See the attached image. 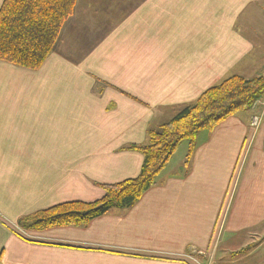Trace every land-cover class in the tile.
I'll return each instance as SVG.
<instances>
[{
  "label": "crops",
  "instance_id": "obj_1",
  "mask_svg": "<svg viewBox=\"0 0 264 264\" xmlns=\"http://www.w3.org/2000/svg\"><path fill=\"white\" fill-rule=\"evenodd\" d=\"M263 74L264 0H77L40 70L0 61L1 264H191L167 260L191 246L202 264H264V124L250 127L254 109L200 133L188 164L183 142L133 208L26 234L82 250L30 244L5 224L102 199L101 185L139 176L144 158L129 147L178 108L229 77Z\"/></svg>",
  "mask_w": 264,
  "mask_h": 264
},
{
  "label": "trees",
  "instance_id": "obj_2",
  "mask_svg": "<svg viewBox=\"0 0 264 264\" xmlns=\"http://www.w3.org/2000/svg\"><path fill=\"white\" fill-rule=\"evenodd\" d=\"M76 6L77 0H4L0 9V61L31 71L40 70L55 51ZM263 103L264 74L253 79L229 77L206 90L193 103L178 108L176 115L160 130L149 133L147 144L129 147L144 158L137 178L101 185L105 195L98 201L59 204L21 218L16 228L5 224L18 238L30 244L82 249L31 240L26 234L67 227L86 228L113 209L133 208L155 187L183 142L190 144L188 164L200 133L212 132L229 119L253 109L256 112L252 119L259 117L261 127ZM0 258L1 264L2 256Z\"/></svg>",
  "mask_w": 264,
  "mask_h": 264
},
{
  "label": "rangeland",
  "instance_id": "obj_3",
  "mask_svg": "<svg viewBox=\"0 0 264 264\" xmlns=\"http://www.w3.org/2000/svg\"><path fill=\"white\" fill-rule=\"evenodd\" d=\"M102 189V188H101ZM103 190V189H102ZM104 191V190H103ZM143 199V197L141 198V200ZM140 200V201H141ZM139 201V202H140ZM138 202V203H139ZM137 203V204H138ZM136 204V205H137ZM135 205V206H136ZM20 220V219H19ZM19 220H17V222H15V224H13V223H9L10 225H12L13 227H15L16 228V226H17V224H18V221ZM8 223V222H7ZM36 237H39V236H37V235H28V238L29 239H31V240H34L33 238H36ZM83 237H80V239H82ZM36 241V240H35ZM78 248H82V249H84L83 247H78ZM81 249V250H82ZM78 250H80V249H78ZM115 252H117V253H124V254H131V252H121V251H115ZM180 254V256H177L176 258H173V259H167V260H172V261H181V262H184V261H186V262H190L191 264H202L201 262H202V258L201 257H199V254L200 255H202L201 253H200V251H198L197 249H195V247H192L191 246V249L190 250H187V251H185V252H181V253H179ZM2 256V261H3V254L1 255ZM0 256V257H1ZM140 257H142L141 255H139ZM53 258V257H52ZM51 258V261H53V264H73V262L72 261H70L72 258H70V257H63V256H59V258H58V260H57V256H55L53 259ZM1 259V258H0ZM73 260H75V259H73ZM76 261L79 263V264H82V263H80L82 260L81 259H79V258H76ZM59 262V263H58ZM28 264H30V262L28 263ZM50 264V263H49Z\"/></svg>",
  "mask_w": 264,
  "mask_h": 264
},
{
  "label": "built area",
  "instance_id": "obj_4",
  "mask_svg": "<svg viewBox=\"0 0 264 264\" xmlns=\"http://www.w3.org/2000/svg\"><path fill=\"white\" fill-rule=\"evenodd\" d=\"M264 105V103H263ZM261 124V120L259 117H254L251 121V127L258 129L260 127Z\"/></svg>",
  "mask_w": 264,
  "mask_h": 264
},
{
  "label": "bare ground",
  "instance_id": "obj_5",
  "mask_svg": "<svg viewBox=\"0 0 264 264\" xmlns=\"http://www.w3.org/2000/svg\"><path fill=\"white\" fill-rule=\"evenodd\" d=\"M264 110V109H263ZM262 113V112H261ZM262 116V115H261ZM257 117V116H256ZM264 121V120H263ZM250 127H251V125H250Z\"/></svg>",
  "mask_w": 264,
  "mask_h": 264
}]
</instances>
